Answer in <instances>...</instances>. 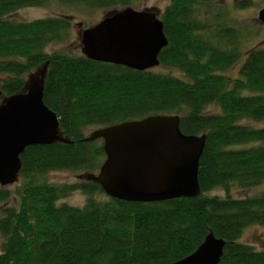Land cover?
<instances>
[{
  "label": "trees",
  "instance_id": "trees-1",
  "mask_svg": "<svg viewBox=\"0 0 264 264\" xmlns=\"http://www.w3.org/2000/svg\"><path fill=\"white\" fill-rule=\"evenodd\" d=\"M59 1L115 11L135 0ZM50 2L0 0V105L25 91L27 74L45 67L43 102L66 141L26 148L18 186L0 188V264H173L192 254L208 232L224 241L219 264H264V250L240 241L247 227L264 228V191L242 198L230 193L264 184V128L243 123L264 122V49L242 51L241 31L228 24L215 0H170L158 17L168 41L159 67L183 78L47 54L49 45L69 38L68 18L8 17ZM248 6V0L235 4ZM235 65L237 77L223 74ZM212 107L216 113L208 112ZM158 115L178 116L184 135L205 136L198 197L99 201L96 195L104 193L95 183L47 181L55 172H98L103 144L83 142L87 130ZM215 190L224 196L208 195ZM74 193L85 196L80 208L62 202Z\"/></svg>",
  "mask_w": 264,
  "mask_h": 264
},
{
  "label": "water",
  "instance_id": "water-1",
  "mask_svg": "<svg viewBox=\"0 0 264 264\" xmlns=\"http://www.w3.org/2000/svg\"><path fill=\"white\" fill-rule=\"evenodd\" d=\"M257 20L264 26V7ZM81 55L89 61L137 72L159 67L168 45L163 23L151 9L114 11L80 35ZM44 77V75H43ZM43 77L0 105V187L14 185L20 156L31 146L66 142L56 114L43 102ZM102 141L105 159L84 180L114 200L161 203L200 195L199 160L205 136L184 135L178 116H151L93 130L83 142ZM224 241L208 232L189 256L173 264H219Z\"/></svg>",
  "mask_w": 264,
  "mask_h": 264
},
{
  "label": "rangeland",
  "instance_id": "rangeland-1",
  "mask_svg": "<svg viewBox=\"0 0 264 264\" xmlns=\"http://www.w3.org/2000/svg\"><path fill=\"white\" fill-rule=\"evenodd\" d=\"M246 0H215V8L220 9V13L227 15L228 24L241 31L242 37V51L246 52L252 48L264 49V26L257 20L258 12L264 7V0H248L249 6L244 9H237L235 4H239ZM170 0H135L129 7L136 10L142 11L146 9L154 10L158 13V17L162 14L164 9L169 5ZM123 8H116L115 11H119ZM114 12L113 9H95V8H83L79 5H64L59 0H51L44 7H30L23 8L10 15L8 18L14 22H32L34 20L45 19V18H68L70 21V36L66 42L49 45L45 49V53H62L67 56L79 57L81 56V45L79 35L80 33L89 27L94 26L100 22L109 13ZM216 11H214V14ZM247 36V37H246ZM239 65H235L223 74L232 79L237 77ZM45 67H40L35 71L30 72L25 76L26 89L33 84L38 82L45 74ZM155 73L170 74L171 76L183 78L182 74L176 70L162 69L160 67L151 70ZM209 113H216L217 109L214 107L210 108ZM247 126L254 129H263L264 122H243ZM93 130L89 129L84 134L88 136ZM47 181L52 184H66L74 183L79 180H84V175H75L67 172H55L50 173L46 177ZM17 182L14 185L5 187L4 189L13 192L14 188L17 187ZM1 188V187H0ZM260 191H264V184L251 190H240L233 187L230 190L231 196L236 198H242L245 196L254 195ZM209 196H216L222 198L224 193L221 190H215L208 194ZM14 195H12L13 197ZM11 197V198H12ZM106 195H96V199L99 201H105ZM69 206L82 207L85 203V196L80 193H74L69 198L62 201ZM6 206H13L12 200L8 201ZM241 242L252 246L255 250H264V228L259 226L247 227L240 239ZM1 243V238H0Z\"/></svg>",
  "mask_w": 264,
  "mask_h": 264
}]
</instances>
